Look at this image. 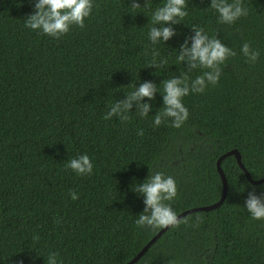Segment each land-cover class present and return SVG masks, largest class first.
I'll use <instances>...</instances> for the list:
<instances>
[{"label":"trees","instance_id":"16d2710c","mask_svg":"<svg viewBox=\"0 0 264 264\" xmlns=\"http://www.w3.org/2000/svg\"><path fill=\"white\" fill-rule=\"evenodd\" d=\"M130 2L94 0L83 28L54 39L24 26L32 0H0V264H44L49 251L63 264H125L158 231L133 223L143 204L131 185L148 169L175 179L177 195L168 203L177 213L218 200L216 160L230 149L253 179L264 176V0H243L248 14L231 25L217 22L208 0H186L177 34L151 47L145 33L162 0L141 8ZM188 25L216 35L235 55L215 85L182 98L187 120L154 127L159 93L144 118L103 119L135 83L151 80L160 90L170 75L201 73L175 61ZM245 41L259 51L254 63L240 53ZM161 57L168 63L157 74L145 66ZM81 153L93 162L91 175L64 168ZM221 167L222 203L180 217L133 264H264V220L242 209L248 191L264 198V182H249L234 155Z\"/></svg>","mask_w":264,"mask_h":264},{"label":"clouds","instance_id":"9594fccd","mask_svg":"<svg viewBox=\"0 0 264 264\" xmlns=\"http://www.w3.org/2000/svg\"><path fill=\"white\" fill-rule=\"evenodd\" d=\"M151 0H144L143 5L138 0H131L134 8L145 7ZM94 0H32L33 11L24 20V26L34 30L37 34L47 35L58 39L66 34L72 26L84 27L85 18L89 17ZM186 0H162V3L151 10V26L145 33L148 46L164 45L177 34L173 26L181 23L187 16ZM207 7L215 10L217 22L220 24H233L237 19L248 14L243 0H208ZM148 17V16H147ZM149 19V17H148ZM191 34H185L184 39L176 49L175 61L184 62V69L191 71L201 69V73L189 78L187 71L179 75H170L157 83L143 80L124 92L122 99H114L103 114V119L111 120L116 117L120 121L130 119L129 113L135 112L139 118L149 115L159 93L161 105L152 112V125L160 126L162 122L170 123L172 127L179 128L188 117L187 107L182 98L191 93H203L210 85H215L221 75V65L227 57L235 55L228 45L224 44L216 35L210 36L203 27L188 25ZM240 53L249 63H254L259 51L250 47L245 41L240 46ZM168 61L161 57L159 61L153 58L145 66H150L155 74ZM172 65V64H171ZM144 67V66H143ZM137 79H139L137 77ZM147 98V99H144ZM134 106V111H130ZM137 135H143V129L137 130ZM64 168L70 169L79 176L91 175L93 162L87 153H81L67 159ZM131 190L142 196L143 208L133 223L141 229L160 230L175 228L182 221L172 208V201L177 195L176 181L171 175L163 171H150L139 182L132 183ZM243 189H241L242 191ZM70 199H77L78 193L69 191ZM243 211L253 220H264V198L254 190H250L243 200ZM198 222L199 217L195 218ZM186 223V221H184ZM44 264H63L56 251H49ZM17 264H23L22 261Z\"/></svg>","mask_w":264,"mask_h":264},{"label":"water","instance_id":"95a60500","mask_svg":"<svg viewBox=\"0 0 264 264\" xmlns=\"http://www.w3.org/2000/svg\"><path fill=\"white\" fill-rule=\"evenodd\" d=\"M227 155H234L237 161L238 166L243 170L245 177L247 178V180L249 182H251L252 184H259L264 182V176L262 178L259 179H253L250 175V173L248 172V170L245 168L244 164L241 161V156L240 153L238 152L237 149L233 148L230 149L224 153H222L216 160V169L217 172L219 173L220 179H221V183H222V191H221V195L218 198V200H216L213 203L210 204H206V205H199V206H193L190 208H187L185 210H182L181 212L177 213L178 217H182L183 215L193 212V211H197V210H204V211H208L211 209H214L216 207H218L222 201L224 200L226 193H227V180H226V176L225 173L221 167V160L227 156ZM167 228H162L160 230H158L142 247L141 249L130 259L128 260L125 264H133L134 262H136L141 256L142 254L148 249V247L166 230Z\"/></svg>","mask_w":264,"mask_h":264}]
</instances>
